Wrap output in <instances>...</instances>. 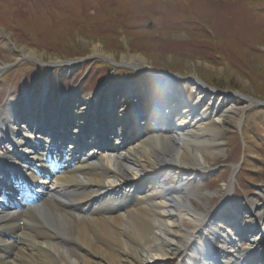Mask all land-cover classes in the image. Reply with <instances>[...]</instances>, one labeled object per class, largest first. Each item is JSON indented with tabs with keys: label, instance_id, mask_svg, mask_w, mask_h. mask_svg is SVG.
Wrapping results in <instances>:
<instances>
[{
	"label": "bare ground",
	"instance_id": "6f19581e",
	"mask_svg": "<svg viewBox=\"0 0 264 264\" xmlns=\"http://www.w3.org/2000/svg\"><path fill=\"white\" fill-rule=\"evenodd\" d=\"M18 53L11 60L23 69L72 58L44 62L24 44ZM90 56L117 65L102 46ZM2 61L0 77L11 65ZM121 64L154 79L111 78L93 98L34 89L0 112V264H170L188 251L184 264H264V209L246 224L220 217L212 226L209 196L191 190L241 106L200 87L196 99L185 95L184 79L163 78L141 55Z\"/></svg>",
	"mask_w": 264,
	"mask_h": 264
},
{
	"label": "rangeland",
	"instance_id": "374dc122",
	"mask_svg": "<svg viewBox=\"0 0 264 264\" xmlns=\"http://www.w3.org/2000/svg\"><path fill=\"white\" fill-rule=\"evenodd\" d=\"M22 44L44 62L72 58L23 69L11 60ZM95 46L117 65L90 56ZM128 52L163 78L184 79L181 91L193 99L200 87L241 106L219 136L221 156L191 180V190L209 196L212 226L220 217L235 225L252 220L264 209V0H0V61L11 64L0 77V112L34 89L93 98L111 78L114 86L154 79L149 70L121 64ZM205 235L202 229L196 239ZM237 235V249L246 251L250 232L244 226ZM189 252L170 264L191 260Z\"/></svg>",
	"mask_w": 264,
	"mask_h": 264
}]
</instances>
